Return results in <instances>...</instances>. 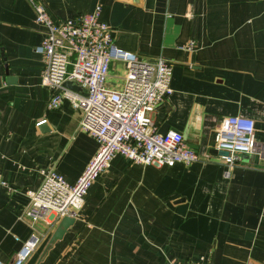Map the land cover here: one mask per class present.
I'll return each mask as SVG.
<instances>
[{
    "label": "crops",
    "instance_id": "0c3cea01",
    "mask_svg": "<svg viewBox=\"0 0 264 264\" xmlns=\"http://www.w3.org/2000/svg\"><path fill=\"white\" fill-rule=\"evenodd\" d=\"M38 1L57 20L101 5L119 48L168 60L173 92L152 118L201 159L157 167L116 156L40 259L59 221L32 222L29 191L51 170L78 180L99 143L81 130L82 110L67 100L48 106L36 51L45 28L32 2L0 0V261L39 235L24 264H264V0ZM192 41L193 51L182 48ZM125 76V63L112 62L107 87L121 89ZM236 115L255 120L254 150L230 166L216 139Z\"/></svg>",
    "mask_w": 264,
    "mask_h": 264
},
{
    "label": "built area",
    "instance_id": "2783aa9c",
    "mask_svg": "<svg viewBox=\"0 0 264 264\" xmlns=\"http://www.w3.org/2000/svg\"><path fill=\"white\" fill-rule=\"evenodd\" d=\"M30 1L36 10V22L45 28V36L36 51L45 64L42 84L52 92L48 106L58 109L67 100L73 108L82 110L81 130L99 143L96 156L78 180L71 182L51 170L36 189L29 191L26 214L32 222L52 225L65 215L77 216L93 182L109 170L118 155L137 164L157 167L191 165L201 159L181 132L161 133L152 118L158 104L173 92V68L168 60H141L119 48L114 43L112 27L101 20V5L92 12L57 20L43 3ZM182 48L193 51L195 43L189 42ZM114 61L126 65L125 82L119 90L107 87ZM66 81H72L80 89L66 87ZM255 128L251 117L223 118L216 148L228 151V155L221 156L226 164L233 166L243 154L254 150ZM4 184L0 172V190ZM40 238L34 235L24 240L15 259L7 264H24ZM0 264L5 263L0 261Z\"/></svg>",
    "mask_w": 264,
    "mask_h": 264
},
{
    "label": "water",
    "instance_id": "95a60500",
    "mask_svg": "<svg viewBox=\"0 0 264 264\" xmlns=\"http://www.w3.org/2000/svg\"><path fill=\"white\" fill-rule=\"evenodd\" d=\"M7 73H8V68L6 67ZM65 86L68 88H71L73 90H79V86L74 84L72 81H66ZM215 152H217L219 155L224 156L228 155V151L225 150H218L215 149ZM76 217L75 216H70V215H65L61 218L59 221L58 225L56 226L54 232L52 233L44 251L40 259H43L45 254L48 253V251L53 247L54 243L56 240L59 238H62L64 234L68 231L70 225H72L75 221Z\"/></svg>",
    "mask_w": 264,
    "mask_h": 264
},
{
    "label": "rangeland",
    "instance_id": "374dc122",
    "mask_svg": "<svg viewBox=\"0 0 264 264\" xmlns=\"http://www.w3.org/2000/svg\"><path fill=\"white\" fill-rule=\"evenodd\" d=\"M220 159L222 158V157H219Z\"/></svg>",
    "mask_w": 264,
    "mask_h": 264
}]
</instances>
